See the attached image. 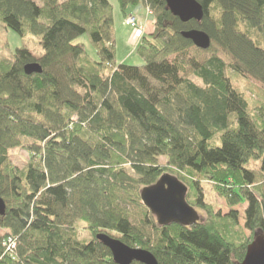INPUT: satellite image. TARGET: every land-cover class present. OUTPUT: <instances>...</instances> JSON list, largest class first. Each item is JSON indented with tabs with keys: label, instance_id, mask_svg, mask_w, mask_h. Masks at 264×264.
<instances>
[{
	"label": "trees",
	"instance_id": "1",
	"mask_svg": "<svg viewBox=\"0 0 264 264\" xmlns=\"http://www.w3.org/2000/svg\"><path fill=\"white\" fill-rule=\"evenodd\" d=\"M197 1L200 23H182L164 0H117L124 18L148 8V34L162 44L145 39L135 67L117 63L107 0H0L4 28L37 37L43 51L23 46L0 61V264H114L99 233L158 264H239L264 236V99L250 102L234 83L264 87V0ZM193 29L209 36L207 50L180 34ZM34 63L42 72L26 75ZM18 146L30 152L23 171L8 162ZM163 174L188 187L200 222L160 227L141 205ZM202 182L227 212L206 203ZM244 204L241 225L234 207ZM78 221L91 240L78 238ZM8 237L16 246L5 250Z\"/></svg>",
	"mask_w": 264,
	"mask_h": 264
},
{
	"label": "water",
	"instance_id": "2",
	"mask_svg": "<svg viewBox=\"0 0 264 264\" xmlns=\"http://www.w3.org/2000/svg\"><path fill=\"white\" fill-rule=\"evenodd\" d=\"M172 16L182 23L195 21L200 23L203 18V9L197 0H164ZM181 36L190 40L201 50L210 47L209 36L198 29L183 31ZM26 75L40 74L41 67L34 63L24 67ZM188 187L175 176L163 174L153 185L140 191L142 205L154 216L156 224L166 227L176 224L182 227H191L200 222L198 212L186 202ZM5 213V203L0 198V216ZM96 240L109 249L114 264H158L154 256L146 250L130 248L121 241L106 234L99 233ZM239 264H264V236L256 234L253 241L247 246L245 256Z\"/></svg>",
	"mask_w": 264,
	"mask_h": 264
},
{
	"label": "rangeland",
	"instance_id": "3",
	"mask_svg": "<svg viewBox=\"0 0 264 264\" xmlns=\"http://www.w3.org/2000/svg\"><path fill=\"white\" fill-rule=\"evenodd\" d=\"M37 1V0H34ZM111 6L113 7V31H114V39L116 43V60L118 64H125L129 66H141L143 63L140 58L135 54L137 50L143 45V41L147 39L153 44H157L158 47L162 46L160 41L153 40L148 33L153 31V17L154 15L148 11V8L144 7L142 4L137 6H130L126 10V15L135 16L137 18V27L134 30L128 28L125 23L126 18L122 16L117 0H107ZM126 30L128 33L125 34ZM125 34V35H124ZM141 34V37L135 43L137 37ZM76 44H81L84 47L85 52L92 58L96 59V54L94 49L88 43V40L85 36L79 37L76 41ZM26 46L34 55L40 56L43 51L39 45L38 38L32 35L25 36L21 38L18 34L13 31L6 30L0 22V61L1 60H10L13 53L16 49H20L21 47ZM190 80L200 84V81L197 80L192 75L189 76ZM234 83L236 87L244 93L246 98L250 100V102H263V98L258 96V93L264 95V87L258 84L255 81L250 79H238L234 78ZM25 142H29L25 140ZM30 152L29 148L16 147L11 149L8 152V162L14 168L23 171L29 161ZM160 163L164 165L165 161L160 160ZM254 169H257V165H252ZM262 180L261 177L258 179ZM201 188L204 193V199L208 205H210L215 211H221L225 213L228 211V205L226 200L216 194L212 185L207 182L201 183ZM142 205V203H141ZM143 206V205H142ZM240 213V224L242 225V217L244 209L246 208V204L241 206L234 207ZM133 214H136L134 212ZM200 216L205 217V213L203 211L198 212ZM76 232L78 238L80 240L89 241L92 239V235L87 227V225L83 222L75 223ZM6 234L5 231L0 232V236ZM248 235V233H246Z\"/></svg>",
	"mask_w": 264,
	"mask_h": 264
},
{
	"label": "built area",
	"instance_id": "4",
	"mask_svg": "<svg viewBox=\"0 0 264 264\" xmlns=\"http://www.w3.org/2000/svg\"><path fill=\"white\" fill-rule=\"evenodd\" d=\"M125 23L129 29L134 30L137 27V18L135 16H128ZM2 246L5 250L9 247L14 248L16 246V242L11 237H8L3 241Z\"/></svg>",
	"mask_w": 264,
	"mask_h": 264
},
{
	"label": "clouds",
	"instance_id": "5",
	"mask_svg": "<svg viewBox=\"0 0 264 264\" xmlns=\"http://www.w3.org/2000/svg\"><path fill=\"white\" fill-rule=\"evenodd\" d=\"M140 37H141V34H139V36H138L137 39L135 40V43H134V44L137 43V40H138Z\"/></svg>",
	"mask_w": 264,
	"mask_h": 264
},
{
	"label": "crops",
	"instance_id": "6",
	"mask_svg": "<svg viewBox=\"0 0 264 264\" xmlns=\"http://www.w3.org/2000/svg\"><path fill=\"white\" fill-rule=\"evenodd\" d=\"M126 33H128V31H127V30H126L125 34H126ZM125 34H124V35H125Z\"/></svg>",
	"mask_w": 264,
	"mask_h": 264
}]
</instances>
